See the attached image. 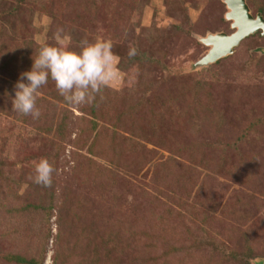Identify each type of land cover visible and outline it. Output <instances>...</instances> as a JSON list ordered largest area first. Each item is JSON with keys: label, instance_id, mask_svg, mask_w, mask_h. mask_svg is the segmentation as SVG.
<instances>
[{"label": "rangeland", "instance_id": "1", "mask_svg": "<svg viewBox=\"0 0 264 264\" xmlns=\"http://www.w3.org/2000/svg\"><path fill=\"white\" fill-rule=\"evenodd\" d=\"M246 2L261 14L264 0ZM227 12L224 0H0V264H264V37L199 64L200 39L233 33ZM57 27L74 51L110 40L118 77L81 106L49 79L38 119L12 111ZM41 158L51 187L29 178Z\"/></svg>", "mask_w": 264, "mask_h": 264}, {"label": "clouds", "instance_id": "2", "mask_svg": "<svg viewBox=\"0 0 264 264\" xmlns=\"http://www.w3.org/2000/svg\"><path fill=\"white\" fill-rule=\"evenodd\" d=\"M53 40L54 45L45 43L39 47L32 57L31 69L20 74L14 85L12 111L38 119L41 116L37 107L39 89L47 85L49 79L66 103L81 106L94 103L97 95L118 77V58L110 40L96 38L90 42L83 39L79 42L80 50L74 51L68 46L71 38L64 34L62 27H57ZM128 54L135 56L136 48L130 46ZM54 172L53 165L41 158L35 164L34 175L29 178L38 185L51 187Z\"/></svg>", "mask_w": 264, "mask_h": 264}, {"label": "water", "instance_id": "3", "mask_svg": "<svg viewBox=\"0 0 264 264\" xmlns=\"http://www.w3.org/2000/svg\"><path fill=\"white\" fill-rule=\"evenodd\" d=\"M228 9L226 21L231 23L232 34L218 33L200 39V42L209 47V53L199 62L209 66L232 56L234 50L247 38L258 33L264 37V17L261 14L253 16L246 0H224Z\"/></svg>", "mask_w": 264, "mask_h": 264}, {"label": "trees", "instance_id": "4", "mask_svg": "<svg viewBox=\"0 0 264 264\" xmlns=\"http://www.w3.org/2000/svg\"><path fill=\"white\" fill-rule=\"evenodd\" d=\"M247 1L249 2L250 6H252V7L254 6V3H255L254 0H247ZM257 11H258V13H261L262 16H264V8L263 9H259ZM254 36L260 37L261 36V33L256 34ZM247 39H249V38H247ZM146 59H147L146 58V54H142L140 56H133V59L132 60H133L134 63H136L137 61L142 62V61H145ZM222 61H226V59H223V60L217 62L215 65H220ZM197 94L198 93H194V96L197 97ZM185 148H186V146H185ZM40 199H42L41 202H44L45 201V200H43V198H40ZM40 199H39L38 203L40 202ZM46 201H47V199H46ZM30 204H33V203H30ZM32 206L34 207V205H32ZM30 208L31 207L27 208V210H30ZM72 215H75V212H72ZM72 229L74 230V227ZM80 234L82 235V233H80ZM74 246H77V242L75 243ZM12 260L16 264H42V261L41 260H38L37 258H25V257H22V256H12L11 257V261ZM248 264H250V263L248 262Z\"/></svg>", "mask_w": 264, "mask_h": 264}]
</instances>
